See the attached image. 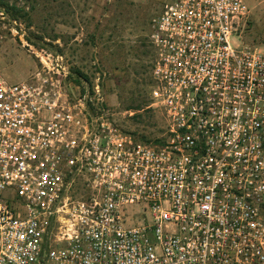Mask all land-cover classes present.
I'll list each match as a JSON object with an SVG mask.
<instances>
[{
	"label": "built area",
	"instance_id": "1",
	"mask_svg": "<svg viewBox=\"0 0 264 264\" xmlns=\"http://www.w3.org/2000/svg\"><path fill=\"white\" fill-rule=\"evenodd\" d=\"M248 13L169 0L151 17L159 142L123 131L98 82L72 96L61 54L34 49L18 81L0 71V264H264V51L241 43Z\"/></svg>",
	"mask_w": 264,
	"mask_h": 264
},
{
	"label": "rangeland",
	"instance_id": "2",
	"mask_svg": "<svg viewBox=\"0 0 264 264\" xmlns=\"http://www.w3.org/2000/svg\"><path fill=\"white\" fill-rule=\"evenodd\" d=\"M3 1L23 8L24 14L11 17L0 6L4 17L0 15V71L8 81L21 80L39 66L33 50L41 46L62 55L72 96L92 94L98 82L104 98L101 107L123 131L137 138L162 137L157 111L129 106L148 101L149 21L169 0ZM246 3L249 13L241 43L264 51V0ZM133 114H140V121Z\"/></svg>",
	"mask_w": 264,
	"mask_h": 264
},
{
	"label": "trees",
	"instance_id": "3",
	"mask_svg": "<svg viewBox=\"0 0 264 264\" xmlns=\"http://www.w3.org/2000/svg\"><path fill=\"white\" fill-rule=\"evenodd\" d=\"M0 6L3 8V10L5 12L10 13V16L11 17L24 16V14H23V8L17 6L16 4H10V3L6 2V1L0 0ZM39 48H42V47L40 46ZM75 72L77 74H79L80 76H82V77H84V78L87 79V76L85 74H83L81 71H79L78 69H76ZM75 81L78 82V83L80 82L78 79H76ZM147 104H148V102L139 101L138 103L132 104L129 107L130 108H133L134 110H140V109H143L144 107L146 109V105ZM132 117L133 118H138V121H140L141 115L140 114H133ZM139 139H141L142 141H145V142H148V141L151 140V139L146 138L144 136H140ZM154 140L157 141V142H159L161 139L160 138H156Z\"/></svg>",
	"mask_w": 264,
	"mask_h": 264
}]
</instances>
